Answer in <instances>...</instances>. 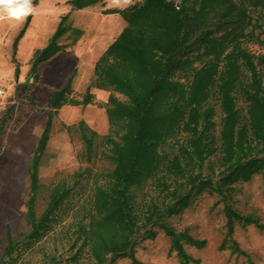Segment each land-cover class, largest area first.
<instances>
[{"label":"trees","instance_id":"obj_1","mask_svg":"<svg viewBox=\"0 0 264 264\" xmlns=\"http://www.w3.org/2000/svg\"><path fill=\"white\" fill-rule=\"evenodd\" d=\"M68 1L73 6L92 0ZM108 9H118L125 21L95 57L93 81L110 88L106 110L117 135L103 133L113 164L106 182L96 185L100 212L81 228L90 262L106 264L127 252L140 264L133 245L139 235L154 233L152 223L160 224L171 244L187 256L181 236L190 241H202L203 236L176 228L164 215L180 210L203 188L223 197V239L242 250L231 232L234 221L264 227L255 210H241L229 198L233 180L254 170L264 174V50L242 42L254 35L264 43V0H130ZM65 17L63 11L48 39L33 49L29 71L34 77L40 75L42 59L66 45L58 39L68 26ZM73 69L46 95L47 113L28 166L30 227L14 237L5 221L3 260L13 258V248L48 223V210L38 216L34 211L38 162L53 112L69 97ZM90 94L87 84L80 97L70 98L84 101ZM214 100L221 110L218 120ZM95 132L82 127L89 150ZM61 194L51 192L47 208ZM98 219L108 226L97 227Z\"/></svg>","mask_w":264,"mask_h":264},{"label":"rangeland","instance_id":"obj_2","mask_svg":"<svg viewBox=\"0 0 264 264\" xmlns=\"http://www.w3.org/2000/svg\"><path fill=\"white\" fill-rule=\"evenodd\" d=\"M30 1V14L22 21L9 17L0 6V13L5 16L0 21V79L5 88L0 95V116H4L0 120V264H40L49 257L48 264H92L81 228L100 212L95 204L96 185L106 182L113 164L103 133L117 135L106 110L110 88L94 83L93 62L125 21L118 9L108 6L130 0H92L73 6L68 0ZM63 11L68 26L58 39L67 43L42 59L40 75L34 77L29 71L33 49L48 39ZM242 42L253 50H264V43L254 35L243 37ZM72 68L69 97L53 112L38 162L34 211L38 216L48 210V223L41 233L26 236L13 248V258L3 260L5 221H9L14 237L30 227L26 215L28 166L47 113L46 95L51 85L60 83ZM87 84L91 89L89 99L70 98L80 97ZM113 90L124 96L119 89ZM214 104L218 120L221 110L216 100ZM80 118L84 121L80 122ZM82 127L96 129L90 150ZM54 190L62 194L55 205L47 208ZM215 197L218 199L213 201ZM229 198L237 208L255 210L264 220V174L254 170L249 177L233 180ZM222 203L223 197L217 191L203 188L180 210L165 213V219L176 228H185L195 236H203V240L190 241L181 236L186 256L171 244L168 232L160 224L152 223L154 233L139 235L133 245L140 264H264V227L253 221L242 224L236 219L231 232L243 249L234 248L229 238L223 239ZM95 224L108 226L101 219ZM78 245L80 249L75 250ZM106 264L134 263L125 252Z\"/></svg>","mask_w":264,"mask_h":264},{"label":"clouds","instance_id":"obj_3","mask_svg":"<svg viewBox=\"0 0 264 264\" xmlns=\"http://www.w3.org/2000/svg\"><path fill=\"white\" fill-rule=\"evenodd\" d=\"M16 0H0V5L4 7L9 17L15 18L18 21H22L24 17L30 14L29 9L23 7L14 8ZM5 16L3 13H0V21L4 20Z\"/></svg>","mask_w":264,"mask_h":264},{"label":"bare ground","instance_id":"obj_4","mask_svg":"<svg viewBox=\"0 0 264 264\" xmlns=\"http://www.w3.org/2000/svg\"><path fill=\"white\" fill-rule=\"evenodd\" d=\"M31 4L30 0H16L15 4L13 5L14 8L23 7L25 9H28ZM2 6V5H0Z\"/></svg>","mask_w":264,"mask_h":264},{"label":"built area","instance_id":"obj_5","mask_svg":"<svg viewBox=\"0 0 264 264\" xmlns=\"http://www.w3.org/2000/svg\"><path fill=\"white\" fill-rule=\"evenodd\" d=\"M5 92V88H4V85L0 79V95L3 94Z\"/></svg>","mask_w":264,"mask_h":264}]
</instances>
